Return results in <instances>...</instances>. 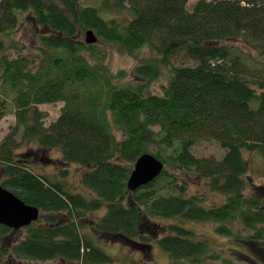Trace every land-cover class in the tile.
Instances as JSON below:
<instances>
[{
	"label": "trees",
	"instance_id": "obj_1",
	"mask_svg": "<svg viewBox=\"0 0 264 264\" xmlns=\"http://www.w3.org/2000/svg\"><path fill=\"white\" fill-rule=\"evenodd\" d=\"M188 1L113 0L111 5L103 0L92 6L80 0H0V121L8 104L16 119L0 143V183L49 213L43 223L25 227L24 238L11 247L20 257L14 259L111 262L77 223L84 212L104 207V215L92 222L95 233L137 248L153 240L169 264H200L207 247L178 223L158 235L153 216L217 222L218 233L243 242L247 251L234 249L240 258L264 261L263 197L246 194L243 155L264 150V66L247 63L234 44L264 56V0H197L190 9ZM112 8H126L131 15L100 13ZM24 14L39 29L31 54L14 37ZM88 29L122 53L147 46L156 55L136 64L132 80H125L123 70L109 68L96 43L82 38ZM5 39L12 42L8 48L19 46L15 54L4 52ZM160 65L169 73L157 93L148 87ZM56 102L63 103L60 113L45 126L38 105ZM18 136L39 148L59 149V165L85 166L80 181L88 193L72 192L63 180L15 159ZM201 140L217 141L225 149L221 159L196 156L191 148ZM145 152L165 167L130 191L132 165ZM65 174L61 169V177ZM186 175L207 178L225 200L205 207L197 195H186ZM238 220L244 235L228 224ZM6 231L0 224V236ZM216 257L217 252L210 254Z\"/></svg>",
	"mask_w": 264,
	"mask_h": 264
},
{
	"label": "rangeland",
	"instance_id": "obj_2",
	"mask_svg": "<svg viewBox=\"0 0 264 264\" xmlns=\"http://www.w3.org/2000/svg\"><path fill=\"white\" fill-rule=\"evenodd\" d=\"M196 1L197 0H189L187 7L190 9ZM101 2H103V0H80L81 5L98 6L101 5ZM109 2H111V5L113 4V0H109ZM100 13H104L103 15H107L108 17L115 16L117 18H128L131 15L126 8H117L115 10L113 8L108 10L104 9V12L100 11ZM20 20L21 23L18 26L14 37L19 42V46L22 43L25 44L26 53L31 54L34 52L33 44L35 37L39 33V29L30 23L27 15L25 14L20 17ZM82 38H85V33L82 35ZM11 43L12 42L10 40L5 39L6 49L4 52L13 53L14 51L13 54H15L19 46H12L11 48H8V45ZM96 44L105 53V61L113 72H118L119 70H123L125 72V80H132V71L136 64L148 61L156 55L147 46L135 51L134 54L122 53L118 51L116 47L107 44L98 37ZM234 44L237 45L239 49L243 50L242 55H245V61L247 63H250L252 66H264V56L257 55L255 50H249L239 41H234ZM160 69V75L154 81L149 83L148 88L152 92L160 93L161 85L167 81L166 79L169 73V67L160 65ZM62 105V102L44 103L38 105V110L45 113L42 119L45 126L58 117ZM252 105L255 106V102H252ZM14 110L15 108L11 104H8L7 112L0 121V143L4 137L9 134V132H11V128L15 124L16 119ZM17 141L18 144L14 148V154L16 156L15 159H24L22 162L34 172L42 173L52 177L55 180H63L67 188L72 192L88 193V190L85 189L80 181V176L86 168L85 166L76 163H67L63 164V166L59 165L57 162V159L60 157L59 149L39 148L35 141L21 140L19 136ZM191 150L196 156H212L216 159H221L225 152V149H223L215 140H201L194 144ZM243 155L248 166V172L245 175L246 181L248 182L246 185V194L262 196V201L264 203V150H246L243 152ZM42 157L50 158L51 160H54V162L51 160L45 162ZM61 169L66 170V174L62 177ZM184 178L186 179L185 194L197 195L199 199H201V201H199L205 207L219 205L225 200V196L221 192L211 189L210 185H208L209 183H207V178H199L194 175H191L190 177L186 175ZM160 193H164V191H160ZM104 213V207L93 211H87L84 212L82 217L77 220V223H79V232L81 234H85L89 238H92L94 244L102 251L109 254L112 258L111 262L101 264H169L170 257L153 240L150 243L147 242L149 244L143 248H137L121 238H114L112 236L107 237L95 233L92 222L99 219L104 215ZM47 214L49 213L46 211H40V216L37 220V223H43L44 220L42 218ZM53 215L56 216L57 213H53ZM57 218L60 221L67 220V218H63V216L60 215ZM150 220L154 224H157L156 228L158 229V232H160L158 235H160L161 232L165 230L164 227H167L171 223H178L180 226L189 230L193 234L192 238L194 240L205 241L207 247V256H205L200 264H218L219 262H223V259L229 261L226 264H251L250 262L242 259L243 257L240 258L237 252L234 250L235 248L246 250L243 242H241L240 239L235 238L234 235L228 236L218 233L216 230V226L218 224L217 222L195 221L188 219L181 220L179 218H164L159 216H153L150 218ZM228 224L233 227L235 234H245L239 220L230 222L228 221ZM25 233L26 231L22 230L15 236L16 238L18 236L23 237ZM7 237V240L0 239V252L1 250L5 249V253H7V251H9L12 247L10 246V242L13 238L10 237V233ZM216 252L219 257H216V260L210 259V254H214ZM5 261L6 258H1L0 263L6 264ZM12 261V264H62V262H60V260L57 258L46 261H24L21 259H14ZM260 264H264V261H262Z\"/></svg>",
	"mask_w": 264,
	"mask_h": 264
},
{
	"label": "water",
	"instance_id": "obj_3",
	"mask_svg": "<svg viewBox=\"0 0 264 264\" xmlns=\"http://www.w3.org/2000/svg\"><path fill=\"white\" fill-rule=\"evenodd\" d=\"M85 42L96 43L97 36L92 29L85 32ZM164 163L152 153L141 154L134 162L133 169L127 179V188L134 191L153 181L163 170ZM40 209L26 204L10 190L0 185V224L18 229L36 221Z\"/></svg>",
	"mask_w": 264,
	"mask_h": 264
},
{
	"label": "flooded vegetation",
	"instance_id": "obj_4",
	"mask_svg": "<svg viewBox=\"0 0 264 264\" xmlns=\"http://www.w3.org/2000/svg\"><path fill=\"white\" fill-rule=\"evenodd\" d=\"M3 178H4L3 175H1L0 182L3 180ZM6 189H8V188H6ZM3 226H5V225H3ZM5 227L7 228V231L5 233H3L0 236V238L7 240L8 239L7 236L10 233V237L13 238L10 242L11 243L10 246L13 247V246L17 245L24 238L25 235L23 237L18 236L17 238L15 235H17V233H20V231L25 230L26 226L18 228V229H14V228H11L8 226H5ZM0 258H6V261H5L6 264H8V263L12 264V262H13L12 260H14V258H20V257H18L17 255L14 254L13 249L12 250L10 249L9 251H7V253H5V249H4V250H1V252H0ZM60 262H62V261L60 260ZM19 264H23V263H19Z\"/></svg>",
	"mask_w": 264,
	"mask_h": 264
}]
</instances>
